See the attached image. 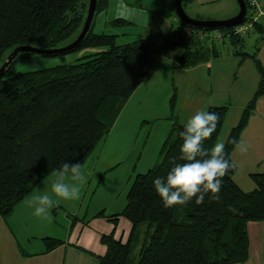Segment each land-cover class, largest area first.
Wrapping results in <instances>:
<instances>
[{"label":"trees","instance_id":"16d2710c","mask_svg":"<svg viewBox=\"0 0 264 264\" xmlns=\"http://www.w3.org/2000/svg\"><path fill=\"white\" fill-rule=\"evenodd\" d=\"M192 1L181 0L182 6ZM109 2L97 0L95 15L107 9ZM87 7V0H0V66L5 54L17 46L48 51L69 45L79 35ZM126 24L130 22L121 18L111 22L112 26ZM92 25L82 43L71 52L42 55L64 59L68 54L83 51L71 63L7 76L17 58L32 55L19 54L0 77L1 218L6 219L43 178L64 163L83 165L87 161L107 138L129 97L151 79L153 63L161 54L178 50L174 68L183 70L217 57V43L205 40L196 46L188 31L220 30L236 55L249 56L239 50L245 38L235 36L231 28L200 30L179 21L170 31L151 30L145 38L120 45L116 43L117 35L93 33ZM254 26L253 32L262 35L264 22ZM87 49L99 51L89 53ZM253 60L260 84L241 119L225 138L226 159L234 167L223 178L220 199L212 200L208 194L201 205L193 199L187 206L165 208L155 191L154 180L165 178L174 163L184 162L180 159V134L185 124L174 115L172 96L171 115L167 118L171 127L156 161L133 177L120 212L107 215L100 210L94 216L113 225L111 233L101 234L105 252L96 256L97 264H242L248 260L247 223L264 221V173L250 174L255 188L242 191L234 181L236 164L231 155L236 148L233 141H240L251 111L264 96V70L259 60ZM207 111L220 117L212 138L204 143L210 149L217 142L227 107L210 106ZM230 207L237 211H230ZM78 219L71 218V229ZM121 220L129 224V230L117 236ZM42 243L44 249L40 254H46L65 241L45 237Z\"/></svg>","mask_w":264,"mask_h":264},{"label":"rangeland","instance_id":"374dc122","mask_svg":"<svg viewBox=\"0 0 264 264\" xmlns=\"http://www.w3.org/2000/svg\"><path fill=\"white\" fill-rule=\"evenodd\" d=\"M260 1L264 6L263 0ZM184 10L189 18L205 22L232 18L238 13L239 5H237L235 0H193L191 3L184 5ZM116 18L127 20L130 24L112 26L111 22ZM177 25H179V21L175 15L173 0H110L107 9L94 16L92 31L97 34L117 35L116 43L124 45L138 38L147 37L151 30L165 32L170 31L171 28H175ZM254 27L250 33L240 36L245 38V42L239 50H242V53L249 54V56H252L251 58L249 56L242 58L241 55H236L226 35H223L222 40L217 43L216 48L219 51L217 57L210 59L208 63L195 66V68L184 70L174 68L176 58L180 54L178 50H174L170 54H161V56L155 59V69L152 73L153 80L151 83H154L155 88L161 89L163 94L159 92L155 93V89H151L149 95L141 97L140 102L134 104L133 107H137V110L141 112L143 111V107L148 104L154 103L155 106H159L161 109L165 105L169 117L171 115L170 101L172 96H174V115L179 122L186 124L187 120L194 116L197 111H207L210 106H225L227 107V113L221 127V132L216 139L217 142H225V138L232 127L239 122L242 111L251 102L254 92L259 87L260 74L256 69V63L253 59L259 60L264 70V40L262 39L264 32L262 35L253 32ZM208 33L211 32H202L203 37L199 39L201 41L199 43H196L198 40L193 38V42L196 41L194 44L196 46L201 45L205 40H208L207 43H210V39L207 36ZM224 40L226 42L223 43ZM86 51H89V49ZM10 53L5 54V57ZM76 58L77 55L73 53L64 56V59H61V57L46 58L40 55L20 57L17 58L11 72L7 76H13L17 72L38 71V69H46L54 65H60L61 63H71ZM153 97L158 98V100L153 102ZM259 100L260 98L257 100L253 111H251L248 122L249 126L253 128H264V98L261 102ZM131 109H128L127 115H130ZM161 111L163 109L159 112ZM147 117V120H149L150 117ZM144 127L145 125L143 124L142 129ZM157 131V126L149 130L150 140L147 144L148 148H151L147 152V155L152 158L149 165L153 164L157 159H154L153 140L159 137L165 138ZM91 154L87 157V160ZM256 159L254 158L251 162L247 158H243L242 161L235 159L238 169L236 168L234 181H236L237 185H240L239 187L244 192L255 188V184L250 180L249 175L264 172V157L259 160L261 162L255 165L253 163ZM144 169V167H141L142 171ZM118 176H120L118 178L119 183L123 175L112 174L108 178L109 180L98 188L97 193H95L94 186L89 188L88 194H86L83 200L84 207L77 218L88 220L93 216L101 198L102 202L107 199V202L113 206L112 212L118 213L123 209L126 203L125 198L123 199L124 192L121 190V187L117 189L113 187L114 178ZM82 195L79 200H81ZM65 209H67V205ZM112 212L106 211L105 213L107 215L115 214ZM60 214L63 216L62 213ZM70 217L72 218L74 215ZM61 218L58 217L56 219L55 226L59 227L52 232L57 231L65 234V229L68 226H65ZM111 226L113 227V225ZM23 227L27 228L25 232L28 229L32 232L35 231V233L41 232L34 226ZM121 229L122 227L119 225L118 230L120 231ZM28 239L31 241V246H28L23 241V248L32 252L36 246L33 244V239Z\"/></svg>","mask_w":264,"mask_h":264},{"label":"crops","instance_id":"0c3cea01","mask_svg":"<svg viewBox=\"0 0 264 264\" xmlns=\"http://www.w3.org/2000/svg\"><path fill=\"white\" fill-rule=\"evenodd\" d=\"M262 2L264 3V0ZM95 51L99 50L93 49L86 52L93 53ZM154 69L155 65L153 63L151 79L146 84L140 85L129 97L107 138L97 145L94 150L95 153L92 152L89 159L82 165L87 182L81 186L80 196L85 192L81 200L60 201L50 210L52 217L50 221L35 216L33 214L34 207H30L28 202L37 194L50 192L51 183L55 180V177L50 174L40 181L30 195L16 205L6 219L0 217V264H97L96 256H101L105 252V247L100 243L101 234L111 233V228L113 227L104 218H96L94 216L100 210L112 212L113 206L107 202V199L102 202L101 198L100 203L95 208L96 212L94 215L88 220L85 218L78 219L72 229L69 226L71 223L70 216L78 217L80 215L84 207L83 200L91 186H94L95 193H97L98 188L109 180L110 175L122 174L123 177L119 183L118 178L120 176L114 178L113 187L116 189L121 187L124 192V199L133 177L136 174L144 173L154 164L149 165L152 158L147 155L151 148H148L147 144L150 140L149 130L157 126V132L161 136L166 137L171 127V121L167 119L168 110L164 105L162 107L163 111L159 112L162 110L161 107L155 106L154 103L143 107L141 112L137 110V107H133L134 104L140 102L141 97L148 96L151 89H155V93L163 94L161 89L155 88L154 83H151ZM263 98H260L259 102ZM152 100L155 102L158 98L153 97ZM130 108H132L130 115H127V111ZM147 116L150 117L149 120H147ZM143 124L145 127L142 129ZM140 129L142 130L139 134L138 131ZM138 134L139 136H137ZM164 139L159 137L153 140L154 159L158 157L157 154ZM240 141H243L248 146V150L242 154L235 148L231 155L232 161L236 163L235 159L242 161L243 158H247L251 162L254 158H258L252 163L256 165L261 162L259 160L264 157V128H253L248 123L241 134ZM141 167L145 169L142 171ZM236 168L238 169L237 163ZM66 205L69 210L65 209ZM58 217H62L61 219L64 221L65 226H68L65 229V234L57 231L52 232L59 227L55 226ZM121 221L118 224L122 229L119 231L117 227V232H115L117 236L118 234L124 235L122 232L126 233L129 230V224L124 220ZM23 226H34L41 232L35 233V231L32 232L29 229L25 232L27 228ZM246 230L249 241V257L242 264H264V221L248 222ZM45 237L59 238L65 241V244L46 254H40L44 249L42 239ZM28 238L33 239V244L36 246L32 252L23 248V241L28 246H31V241ZM20 250L24 253L22 254Z\"/></svg>","mask_w":264,"mask_h":264},{"label":"clouds","instance_id":"9594fccd","mask_svg":"<svg viewBox=\"0 0 264 264\" xmlns=\"http://www.w3.org/2000/svg\"><path fill=\"white\" fill-rule=\"evenodd\" d=\"M220 117L215 112L197 111L187 120L181 132L183 144L181 157L183 163H174L165 178L154 180L155 191L165 208L187 206L195 199L197 205L204 202L205 196L219 200L223 178L234 167L226 159L225 144L218 141L210 149L204 143L212 138ZM236 149L246 153L248 146L243 141H233ZM55 180L51 183L50 192L37 194L28 202L34 207V215L51 220V209L60 201L79 199L81 186L87 182V177L80 163H64L52 173ZM230 211L237 209L230 207Z\"/></svg>","mask_w":264,"mask_h":264},{"label":"water","instance_id":"95a60500","mask_svg":"<svg viewBox=\"0 0 264 264\" xmlns=\"http://www.w3.org/2000/svg\"><path fill=\"white\" fill-rule=\"evenodd\" d=\"M237 5H239L238 13L232 17L227 18V20H216V21H198L195 19L189 18L184 10V7L182 6L181 0H173V5L175 7V15L176 18L185 25L196 28L200 30H216V29H227V28H233L235 26H238L240 23H242L246 18V12L247 7L244 0H235ZM96 6H97V0H89L88 7H87V14L83 21V25L81 27V30L79 32V35L77 38L72 41L69 45L66 47H62L59 49H52V50H42L39 48L31 47V46H17L14 47V50L11 51V53L4 59V63L0 66V77H2L5 73V70L14 62L15 57L19 54H26L30 53L32 55H60L71 52L73 49L77 48L84 38L87 36V33L89 32L93 17L96 13Z\"/></svg>","mask_w":264,"mask_h":264},{"label":"built area","instance_id":"2783aa9c","mask_svg":"<svg viewBox=\"0 0 264 264\" xmlns=\"http://www.w3.org/2000/svg\"><path fill=\"white\" fill-rule=\"evenodd\" d=\"M246 3L248 4V8H247L248 14H246L248 15V19L246 17L241 24L230 29V31L235 36L238 37L250 33V31H252L255 24L261 23V21L264 22V6L261 3V1L246 0ZM208 32H211L207 34L210 41H214L215 43H218L223 38V33L220 30L208 31ZM188 36L190 39L196 38V40L200 41L199 39L203 37V34L201 31L194 30V31H188Z\"/></svg>","mask_w":264,"mask_h":264},{"label":"bare ground","instance_id":"6f19581e","mask_svg":"<svg viewBox=\"0 0 264 264\" xmlns=\"http://www.w3.org/2000/svg\"><path fill=\"white\" fill-rule=\"evenodd\" d=\"M247 13V12H246ZM202 32V31H201Z\"/></svg>","mask_w":264,"mask_h":264}]
</instances>
